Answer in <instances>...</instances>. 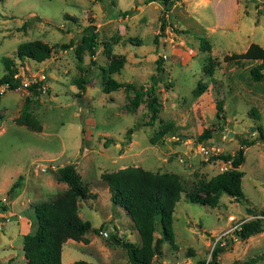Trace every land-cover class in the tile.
Here are the masks:
<instances>
[{
  "label": "rangeland",
  "instance_id": "obj_1",
  "mask_svg": "<svg viewBox=\"0 0 264 264\" xmlns=\"http://www.w3.org/2000/svg\"><path fill=\"white\" fill-rule=\"evenodd\" d=\"M172 1L164 10L159 0H0V75L4 72L3 56L17 65L21 79L30 76L29 84L35 72H45L35 92L18 86L0 96V215L9 218L0 229V264H25L17 230L19 216L29 223L25 230L34 232V205L64 190L66 183L57 180L52 170L66 160L75 163L95 196L77 200L79 217L90 223L83 234L87 241L66 239L61 246L62 263L70 258L95 264H135L129 261L125 247L107 243L97 232L99 226H109L122 234L121 240L134 244L139 240L123 207L110 202L107 183L101 177L102 172L125 165L178 172L182 183L172 212L174 243L162 240L161 255L152 264L208 260L215 240L230 235L240 220L253 217L245 206H264V142L256 128L259 126L264 135V76L252 77L251 60L241 65L233 59L222 60L224 53L242 51L248 37L264 44V2ZM162 16L165 24L161 28ZM214 23L218 27L210 28ZM92 24L98 41L91 56L94 63L87 50L77 49L84 26ZM201 37L210 43L209 52L199 49ZM36 38L52 46L48 57L20 61L14 54L16 44ZM69 41V46H61ZM107 46L111 55L125 57L112 77L135 86L153 82L161 101L155 120L148 122L144 102L132 112L126 109V94L132 90L119 87L102 91L103 67L110 57ZM210 61L213 68L206 71ZM157 62L162 73L156 69ZM256 64L264 72V62ZM84 71L87 74L79 87L74 79L84 77ZM150 74H154L153 81ZM198 81L206 82V87L194 96L192 90ZM24 101L39 120L40 130L15 122ZM218 103L228 121L226 129L213 134L217 122L221 127L223 123L216 116ZM167 121L173 126L151 140L153 132ZM204 127L211 129L207 138H212L198 140ZM227 129L235 133L228 135ZM240 138L253 140L244 148L238 166L245 198L235 200L222 192L214 206L188 200L185 192L197 178L231 167L230 163L222 165V160L203 159L196 152V143L213 146V153L230 152L238 148ZM13 181L18 185L8 191ZM231 215L233 219H229ZM155 220L153 236H161ZM11 237L13 247L9 248L6 244ZM225 245L212 264L232 260L243 264L251 259V264H264V216L259 232L244 239L233 238ZM11 249L21 255L16 263L1 258Z\"/></svg>",
  "mask_w": 264,
  "mask_h": 264
},
{
  "label": "trees",
  "instance_id": "obj_2",
  "mask_svg": "<svg viewBox=\"0 0 264 264\" xmlns=\"http://www.w3.org/2000/svg\"><path fill=\"white\" fill-rule=\"evenodd\" d=\"M147 1L149 0H145V2ZM159 1L162 2L164 10H167L173 2L172 0ZM164 24L165 19L162 16L160 19L161 28ZM84 29L85 33L81 34L77 49L87 50L90 62L94 63L91 56H93L95 48L98 46L94 24L85 25ZM199 43V49L201 50L210 48V43L203 37L200 38ZM70 44L71 41H69V44H61V46L67 47ZM51 48V45L41 39H29L18 42L14 54L20 61L25 57L42 61L48 57ZM105 49L110 57L106 66L103 67L106 75L102 84V91L109 92L119 87L126 91L132 90L131 94H126V109L132 112L139 103L144 102L148 110V122L155 120L161 107V101L157 96L153 82L147 86H135L129 81L117 80L112 77L110 74L122 66L125 57L123 55H111L108 46ZM232 59L236 61L255 60L262 63L264 62V48L251 41L244 51L222 55L223 61ZM2 61L4 72L0 75V83L4 81L8 83L6 90L15 89L20 85L19 77H13V74L18 72V67L11 58L6 56L2 57ZM20 65L22 64L20 63ZM212 68L213 65L210 61L204 69L210 71ZM156 69L157 71L160 70L161 73L163 72L160 62L156 63ZM85 73V71L82 73L84 77L74 79L79 87H82L81 82L85 78ZM250 73L253 78L260 77L262 75L260 65L251 66ZM149 78L153 81L154 74H150ZM38 85L39 81H35L31 82L26 88L35 92ZM205 86V82L198 81L192 90L193 95H199ZM25 100L27 101L26 98ZM215 112L216 116L224 120V115L221 113L222 107L219 103ZM14 120L27 128L41 129L39 120L31 113L25 101ZM172 126V121L163 122L160 128L153 132L150 139L156 140ZM218 127L220 128L221 125L218 124ZM256 128L258 129V138L264 142L261 128L259 126H256ZM210 131V128L204 127L201 133L197 135V139L207 138ZM239 141L240 145L232 153L220 151L209 156L210 160H229L231 167L215 172L207 178H197L192 188L185 192L188 200L214 206L222 192L230 195L235 200L245 198L240 184L242 171L238 166L244 158L243 146L253 143V140L240 138ZM52 172L55 178L65 182L67 187L51 200L40 201L34 205L36 228L32 233H22L21 249L25 264H61V246L67 238L87 241L83 234L90 228V223L88 220L79 217L77 200L93 197L95 194L90 192L87 185L82 181L80 173L75 168V163L69 161L61 163ZM101 177L107 183L110 202L123 207L131 219L133 228L138 233V243L129 242V247L125 248L129 261L135 264H152L153 259L161 255L160 243L162 240L165 239L171 244L174 243L172 212L174 204L183 190L179 174L173 171L150 170L140 165H125L112 171L102 172ZM17 185V181H13L9 185L8 191H11ZM245 210L253 217L240 220L237 226L232 228L230 235H221L220 239L215 240L210 250V258L208 260L199 259L195 264L214 263L217 253L224 249L227 242L232 241L233 238L244 239L262 229L264 206L259 208L245 206ZM156 218L159 222L161 236H153ZM100 229L104 228L99 226L98 231ZM111 232L115 237L120 238L112 230ZM105 241L111 243L108 237H105ZM253 261L254 259H251L250 262L244 261L242 263L251 264ZM68 264L95 263L75 259ZM228 264L241 263L238 260H232Z\"/></svg>",
  "mask_w": 264,
  "mask_h": 264
},
{
  "label": "crops",
  "instance_id": "obj_3",
  "mask_svg": "<svg viewBox=\"0 0 264 264\" xmlns=\"http://www.w3.org/2000/svg\"><path fill=\"white\" fill-rule=\"evenodd\" d=\"M193 1V3L195 4V2H194V0H192ZM217 6V5H216ZM256 21V20H255ZM214 26H216V27H218V25L216 24V23H214V24H211V25H209V27L210 28H213ZM251 42V39L248 37L247 38V41H246V44L245 45H243V48L241 49L242 51H244L245 50V48L248 46V44ZM254 42V41H253ZM261 47H263L264 48V44H259ZM210 49H211V47H210ZM202 51H208L209 52V50H207V49H204V50H202ZM238 52H241V51H238ZM230 53V52H229ZM238 63H239V65H241V64H243L245 61L243 60H240V61H237ZM256 62H258V61H255V60H251V63H253V65H255L256 64ZM262 76H264V72H262ZM206 83V82H205ZM227 85V84H226ZM228 86V85H227ZM206 87V86H205ZM223 94H221L220 96H219V98H220V101L222 100V96ZM2 96V95H1ZM197 96V95H196ZM1 98V97H0ZM222 107V106H221ZM222 111H223V107H222ZM221 113H223V112H221ZM224 115V114H223ZM228 121V119L226 118V117H224V120H223V123H222V127H218V122H217V125H216V129H215V133H213V134H217V132L219 131L220 132V130H221V132H222V129H226V126H225V124H226V122ZM227 130H229L228 132H227V134L228 135H231V134H234L235 133V131L234 130H230V129H227ZM220 137L221 138H223L222 137V135H220ZM212 137H209V138H207L208 140L209 139H211ZM246 147V145H244L243 146V150H244V148ZM217 149H219L218 147H217ZM231 151H233V150H231ZM230 151V152H231ZM65 162H67V160L65 161ZM176 173H178V172H176ZM179 174V173H178ZM64 187V189L67 187V185L66 186H63ZM5 189H6V186H5ZM23 216H19V220H18V227H17V230H18V233L21 235V238H22V233H24V232H27V230H25V228L27 229V227H28V225H29V223H28V221L27 220H25V218L23 219L22 218ZM20 218H22V219H20ZM13 239V237H11L8 241V243L6 244L7 245V247H9V248H11V247H13V245L11 244V240ZM68 239V238H67ZM72 239V238H71ZM22 240V239H21ZM70 240V239H69ZM10 243V244H9ZM138 243V242H137ZM20 248H21V244H20ZM22 250V249H21ZM61 254H62V252H61ZM22 256H23V251H22ZM21 257V255H18V253L15 251V249H11V250H8V252L5 254V255H2L1 256V258L2 259H5V260H7V261H9L10 263H16V260L18 259V258H20ZM21 258H23V262L25 263V258H24V256L23 257H21ZM60 260H61V256H60ZM72 260H70V258H66V261L64 262V263H62V260H61V264H68L69 262H71Z\"/></svg>",
  "mask_w": 264,
  "mask_h": 264
},
{
  "label": "built area",
  "instance_id": "obj_4",
  "mask_svg": "<svg viewBox=\"0 0 264 264\" xmlns=\"http://www.w3.org/2000/svg\"><path fill=\"white\" fill-rule=\"evenodd\" d=\"M259 1H262V2H264V0H259ZM45 72H44V70L42 71V72H40V73H38V72H35V74L34 75H32V81L31 82H35V81H39L41 84H42V81H43V79L45 78V74H44ZM20 73H19V71L18 72H16V73H14L13 74V77H19V81H20V85H19V87H27L28 85H29V78H30V76L29 77H27L26 79H21V77H20ZM41 84H40V86H41ZM7 87H8V83L7 82H2V83H0V93H2L3 91H5L6 89H7ZM196 152H198L201 156H202V158L203 159H208L209 158V156L211 155V154H214L213 152V150H214V147L213 146H207V145H205V144H202V143H200V142H197L196 143ZM177 159L179 160V161H182L183 160V157L180 155V154H178L177 155ZM225 163L226 164H228V163H230L229 162V160H226V161H222V165H225ZM1 216V225H0V229H1V227H2V223H4L5 221H7L9 218L3 213V214H1L0 215ZM229 219H233V216L231 215V216H229ZM237 226V224H234V226L233 227H236ZM111 230V229H110ZM103 237H107V234H108V232H107V230L106 229H100L99 231H98ZM116 234V233H115ZM118 237H121V233H118V234H116Z\"/></svg>",
  "mask_w": 264,
  "mask_h": 264
},
{
  "label": "water",
  "instance_id": "obj_5",
  "mask_svg": "<svg viewBox=\"0 0 264 264\" xmlns=\"http://www.w3.org/2000/svg\"><path fill=\"white\" fill-rule=\"evenodd\" d=\"M105 229H106L107 232H108V234H107L108 239H109L113 244H115V245H121L122 247H125V248H128V247H129V242L124 241V240H121V239L115 237L114 234L111 232L109 226H107Z\"/></svg>",
  "mask_w": 264,
  "mask_h": 264
},
{
  "label": "clouds",
  "instance_id": "obj_6",
  "mask_svg": "<svg viewBox=\"0 0 264 264\" xmlns=\"http://www.w3.org/2000/svg\"><path fill=\"white\" fill-rule=\"evenodd\" d=\"M120 239V238H119Z\"/></svg>",
  "mask_w": 264,
  "mask_h": 264
}]
</instances>
